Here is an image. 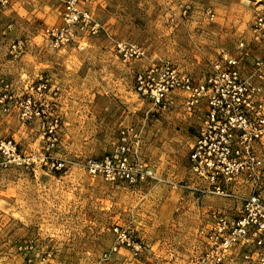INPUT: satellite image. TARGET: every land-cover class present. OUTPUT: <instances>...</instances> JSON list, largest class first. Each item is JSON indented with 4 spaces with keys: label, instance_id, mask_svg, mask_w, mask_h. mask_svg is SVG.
I'll use <instances>...</instances> for the list:
<instances>
[{
    "label": "rangeland",
    "instance_id": "obj_1",
    "mask_svg": "<svg viewBox=\"0 0 264 264\" xmlns=\"http://www.w3.org/2000/svg\"><path fill=\"white\" fill-rule=\"evenodd\" d=\"M64 2L0 0V264H187L210 212L235 217L236 198L196 200L187 190L182 204L165 179L111 183L90 178L86 164L113 152L123 130L139 136L143 126L141 159L131 134L129 158L146 170L158 161L163 178L190 175L199 121L184 112L181 92L164 109L140 98L134 76L160 59L201 81L241 40L252 46L248 63L263 57L251 28L264 0H76L99 24L94 35L65 24ZM116 42L137 45L143 57L123 62ZM255 153L256 175L227 189L264 201V148ZM170 220L189 228H168ZM114 227L141 244L138 257L112 251Z\"/></svg>",
    "mask_w": 264,
    "mask_h": 264
},
{
    "label": "built area",
    "instance_id": "obj_2",
    "mask_svg": "<svg viewBox=\"0 0 264 264\" xmlns=\"http://www.w3.org/2000/svg\"><path fill=\"white\" fill-rule=\"evenodd\" d=\"M64 4L65 24L79 25L91 35L99 31V24L78 9L76 0H65ZM251 32L253 41L264 44V12L255 17ZM115 48L123 62L144 55L132 43L116 42ZM251 52L250 44L239 41L235 54L219 53L210 63L207 76L198 82L160 59L134 76L136 94L149 99L156 108H166L172 96L181 92L184 112L201 113L188 156V171L198 182L193 191L198 195L234 197L240 202L238 214L233 218L218 211L210 212L200 232L201 244L187 258V264H264V201L256 191L244 197L227 189L256 175L261 162L255 149L264 148V56L248 63ZM130 134L138 145L137 132L132 128L123 130L113 152L101 161L87 162L90 178L100 175L108 182L129 185L151 178L136 154L135 158H129ZM1 147L14 158L15 146L11 142ZM113 231L112 251L123 246L138 257L141 244L121 228L114 227Z\"/></svg>",
    "mask_w": 264,
    "mask_h": 264
},
{
    "label": "crops",
    "instance_id": "obj_3",
    "mask_svg": "<svg viewBox=\"0 0 264 264\" xmlns=\"http://www.w3.org/2000/svg\"><path fill=\"white\" fill-rule=\"evenodd\" d=\"M194 116V118L196 119V120H198L199 121V119H200V117H201V113L199 112V113H196V114H194L193 115ZM143 126H141V128H139V130H137V131H139V155H140V159H141V156H142V154H141V148H143V146L145 145V143L147 142L146 140H145V138H143ZM158 132H160V129H158L157 130V132H156V134L158 133ZM153 142H156V139H154L153 140ZM164 144H166V142H164ZM142 161H144L143 159H142ZM165 161V160H164ZM152 165H153V167L152 166H149L148 167V171L151 173V179L152 180H154V181H161V180H164L165 179V181H167V182H170L171 184H173V186H175V187H171L172 189L174 188H179L178 189V195H180V197H179V199L178 200H181V203L182 204H184L183 202V200H185L188 196H185V195H183L184 193H186V191L187 190H191V192H190V194H189V196L190 195H192V194H195V196H196V200H198V198L201 196V195H198V194H196L194 191H193V189H194V187H195V185H196V183L194 184L193 182H192V179L193 178H191L190 177V175L188 174L187 176H182V177H180V178H178V179H174V178H168V176H167V178L165 177V178H163L162 176H160L159 174H158V169H153V168H155L156 166H158V165H160V163L158 162V161H155L154 160V162L152 163ZM146 166V165H145ZM150 181V184L153 182V181ZM157 186V185H156ZM177 200V201H178ZM176 201V202H177ZM182 207H181V210H180V212H183V209L185 208L183 205H181ZM178 209V208H177ZM177 209H175V207L172 209V212H171V214H173ZM184 213H186L185 211H184ZM164 225L166 226V227H168V228H171V229H183V228H189V224H188V222H186V221H176V220H170V221H167V222H165L164 223ZM195 225H197V223H195ZM197 228V227H196Z\"/></svg>",
    "mask_w": 264,
    "mask_h": 264
}]
</instances>
